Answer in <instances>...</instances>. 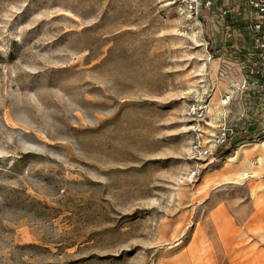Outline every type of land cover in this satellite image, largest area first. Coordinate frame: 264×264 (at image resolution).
Instances as JSON below:
<instances>
[{"label": "rangeland", "instance_id": "obj_1", "mask_svg": "<svg viewBox=\"0 0 264 264\" xmlns=\"http://www.w3.org/2000/svg\"><path fill=\"white\" fill-rule=\"evenodd\" d=\"M213 31L171 0H0V264H264L260 137L192 153L193 91L238 74Z\"/></svg>", "mask_w": 264, "mask_h": 264}, {"label": "built area", "instance_id": "obj_2", "mask_svg": "<svg viewBox=\"0 0 264 264\" xmlns=\"http://www.w3.org/2000/svg\"><path fill=\"white\" fill-rule=\"evenodd\" d=\"M180 9L182 14L200 18L211 22L217 27L226 44L228 59L225 63L238 68V74L243 79L239 86L229 85L221 103L216 108H221V113L211 112V103L218 84L207 83L196 87L193 98L188 105L186 116L192 122L194 140L192 153L195 157H206L213 149L230 145V140L236 133L240 137H247L251 126L250 120L245 119L244 111L240 116L231 119L230 112L236 101V94L240 99H252L254 109H260L264 115V0H223L222 6L217 11H212L213 0H171ZM215 53H210L208 61H212ZM233 66L221 71L220 76L233 74ZM225 79V78H224ZM241 117V118H240ZM241 127L236 128L237 120ZM255 136L264 135V118L259 122ZM206 139V140H205ZM199 175V170L191 171V179Z\"/></svg>", "mask_w": 264, "mask_h": 264}, {"label": "crops", "instance_id": "obj_3", "mask_svg": "<svg viewBox=\"0 0 264 264\" xmlns=\"http://www.w3.org/2000/svg\"><path fill=\"white\" fill-rule=\"evenodd\" d=\"M213 1H214V4L212 6V11L215 12V11H217V9H219L222 6V1L223 0H213ZM213 32H212V35L214 37V41L216 42V43H214L213 46H214L215 49H218V51L216 52V55H217V57H219L218 58L219 60L221 59L220 58V56H221L222 57V61H224V60L228 59L229 57H228V53H226L227 52V47H226V44L223 42V36L221 35L220 30L217 27H214V31ZM220 35H221V37H220ZM220 38H222V39H220ZM227 86L229 87V85H227ZM227 89L226 90L225 89L222 90L220 87H218V90L215 92V96L213 97V102L215 101L216 96L219 95V97H223V95L225 94ZM239 99H240V97H239ZM240 102L242 104V111L240 113H238L237 115H235V111H236V108H237L236 102H235L234 106H233V109L230 112L231 119L240 116V114L243 111L245 113V119H249L251 124H252V122L254 120L255 121L257 120V121L260 122L264 118V115L259 113L260 109H254L253 108L254 103H253L252 99H249V98H246L244 100L240 99ZM242 120H244V118H242V119L238 118V120H237L239 122V126L240 127H241V121ZM257 127L250 126V128L248 130V133H251V134L254 133L255 134V132L258 129ZM248 133H247V135H248ZM260 140L262 141L260 143H263V145H264V135L261 136ZM243 146H245L246 148H249L251 145L250 144H244ZM243 146H241V147H243ZM257 155L259 157V159H258V164H259L260 158H261V153L259 152ZM250 161H252L254 166H255V162L253 160H250ZM263 167H264V165H263Z\"/></svg>", "mask_w": 264, "mask_h": 264}, {"label": "bare ground", "instance_id": "obj_4", "mask_svg": "<svg viewBox=\"0 0 264 264\" xmlns=\"http://www.w3.org/2000/svg\"><path fill=\"white\" fill-rule=\"evenodd\" d=\"M225 81L231 85H235V86H239L242 82L243 79L240 75H234V74H225L224 75ZM239 94H236V111H235V115H237L238 113H240L242 111V104L240 102L239 99ZM211 112H219L221 113L222 111L219 108H211L210 110ZM256 149L258 150V152L261 153V158H260V162H259V167L260 169H262L263 165H264V145L263 143H257L255 144ZM246 154V148L245 146L241 147V149L238 151V155L243 156ZM254 165L252 163V161H250L246 156L243 159L241 165H240V178L244 179L248 176V173L250 171L254 172V173H258V171L254 170ZM264 190V184H260L256 187L255 191H262Z\"/></svg>", "mask_w": 264, "mask_h": 264}]
</instances>
